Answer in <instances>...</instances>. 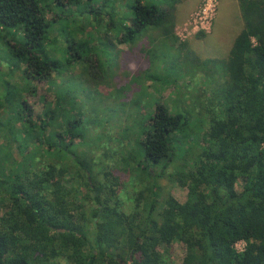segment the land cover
Instances as JSON below:
<instances>
[{"label": "trees", "instance_id": "obj_1", "mask_svg": "<svg viewBox=\"0 0 264 264\" xmlns=\"http://www.w3.org/2000/svg\"><path fill=\"white\" fill-rule=\"evenodd\" d=\"M43 2L0 0V44L11 56V62L3 58L7 71L0 66V140L6 142H0V264H172L176 244L186 250L182 264H264V0H238L243 29L214 105L174 85V99L157 103L136 129L142 141L135 170L119 163L103 177L73 148L82 136L88 143L81 118L45 98L35 114L18 96L21 67L28 92L46 82L70 101L84 90L69 75L73 66L81 69L82 56L70 43L68 60L56 57L51 28L58 18H47ZM182 2L136 0L119 44L161 30L186 49L188 41L175 33ZM105 16L112 21V11ZM181 106L190 114L172 112ZM200 121L208 125L196 138L179 136ZM188 143L193 151L185 159ZM170 185L187 190L185 202ZM126 189L134 203L129 212L120 199Z\"/></svg>", "mask_w": 264, "mask_h": 264}, {"label": "rangeland", "instance_id": "obj_2", "mask_svg": "<svg viewBox=\"0 0 264 264\" xmlns=\"http://www.w3.org/2000/svg\"><path fill=\"white\" fill-rule=\"evenodd\" d=\"M42 1L48 5L47 18L51 22L54 17L58 18L51 28L56 40L52 48L56 57L66 62L72 54L71 49H74L69 48L70 43H74L82 56L79 59L81 69L73 66L74 71L69 75H75L81 85L76 86L83 85L84 90L81 88L70 101L62 94L59 98L58 88L46 82H35L33 92H28L21 67L16 75L20 85L18 96L28 102L35 114L41 113L45 98L54 106L63 104L67 115L81 118L88 127V143L82 136L76 139L73 148L92 160L93 168L101 177L105 172L118 168L119 163L135 170L134 158L139 160L142 141L136 129L143 119L150 117L157 103L164 104L172 97L174 85L187 86L194 101L204 100L205 105H214L219 88L228 79L230 51L243 29L238 0H183L177 7L174 20L177 22L175 33L188 41L186 49L167 40L161 30L149 31L141 39L129 38L120 45L122 23L133 16L128 6L134 5L136 0H82L67 7L54 0ZM99 6L100 9L96 10ZM111 11L112 21L105 16ZM202 32L206 35L200 34ZM10 57L9 49H1L0 44V66L4 71L8 69L4 59L11 62ZM182 101L180 96L178 104L181 105ZM172 112L188 115L191 110L181 106ZM82 123L78 125L77 132L83 131ZM207 125L203 121L190 122L179 136L193 140ZM127 127H134V130L129 131ZM0 142L6 144L5 140ZM11 145L18 157L17 144ZM191 145L183 146L188 151L185 159L193 151ZM124 174L127 175L126 172ZM164 184L168 186V180ZM169 187L178 200L186 201L185 188ZM120 199L123 209L129 212L134 204L131 190H123ZM243 247L241 243L238 249ZM185 254V247L176 244L172 264H182Z\"/></svg>", "mask_w": 264, "mask_h": 264}, {"label": "built area", "instance_id": "obj_3", "mask_svg": "<svg viewBox=\"0 0 264 264\" xmlns=\"http://www.w3.org/2000/svg\"><path fill=\"white\" fill-rule=\"evenodd\" d=\"M241 243L244 244V247H243L242 250H239L238 247H239V244H241ZM245 246H246V243H245V242H240V243H238V244L236 245V248H237V250H238L239 252H242V251L244 250Z\"/></svg>", "mask_w": 264, "mask_h": 264}, {"label": "water", "instance_id": "obj_4", "mask_svg": "<svg viewBox=\"0 0 264 264\" xmlns=\"http://www.w3.org/2000/svg\"><path fill=\"white\" fill-rule=\"evenodd\" d=\"M131 261H132V259H131Z\"/></svg>", "mask_w": 264, "mask_h": 264}]
</instances>
